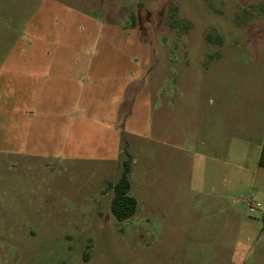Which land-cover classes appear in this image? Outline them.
<instances>
[{
  "label": "rangeland",
  "instance_id": "374dc122",
  "mask_svg": "<svg viewBox=\"0 0 264 264\" xmlns=\"http://www.w3.org/2000/svg\"><path fill=\"white\" fill-rule=\"evenodd\" d=\"M41 30L86 61L110 60L127 107L117 162L15 141L28 81L11 64ZM225 100L239 119L264 113V0H0V264H264V116L242 146L229 107V138L214 150L208 116ZM125 151L138 210L120 221L111 184ZM247 199L263 208L251 213Z\"/></svg>",
  "mask_w": 264,
  "mask_h": 264
},
{
  "label": "crops",
  "instance_id": "0c3cea01",
  "mask_svg": "<svg viewBox=\"0 0 264 264\" xmlns=\"http://www.w3.org/2000/svg\"><path fill=\"white\" fill-rule=\"evenodd\" d=\"M81 30L88 31L84 27ZM86 33L91 36L90 31ZM49 37L42 30L30 33V42L22 49V52H29V58L11 64L17 68L14 73L28 81V88L20 84L16 89L17 92L22 90L21 96H25L27 102L21 101L16 110L15 141L34 155L55 148V151L59 150L58 157H92L89 159L102 164L117 162V153L123 151L122 144L117 142L118 131H126L124 126L118 129L117 117L118 114L125 116L127 107L125 101L118 106L117 75L108 69L110 60L86 61L74 53L78 47H64L62 38L51 43ZM85 38L83 35L80 42H85ZM226 102L219 116H208L207 143L214 150H223L224 142L229 138L227 117L231 107L235 109L232 112L234 120L243 124L241 128L234 127L237 143L251 145L253 133L260 129V116L264 113L258 110L256 118L239 119L241 112L236 111L235 101ZM214 103L212 99L211 104ZM44 124H53L54 133L50 138L40 140L36 134ZM259 142L258 160L264 145V123ZM209 158L215 160L216 157L210 155Z\"/></svg>",
  "mask_w": 264,
  "mask_h": 264
},
{
  "label": "trees",
  "instance_id": "16d2710c",
  "mask_svg": "<svg viewBox=\"0 0 264 264\" xmlns=\"http://www.w3.org/2000/svg\"><path fill=\"white\" fill-rule=\"evenodd\" d=\"M126 154L127 158L123 161L121 177L116 183L111 184V188L114 190L111 211L115 218L120 221L132 217L138 210V201L130 194L133 158L128 152ZM259 165L264 166V145L259 158ZM86 256L88 257V254Z\"/></svg>",
  "mask_w": 264,
  "mask_h": 264
},
{
  "label": "built area",
  "instance_id": "2783aa9c",
  "mask_svg": "<svg viewBox=\"0 0 264 264\" xmlns=\"http://www.w3.org/2000/svg\"><path fill=\"white\" fill-rule=\"evenodd\" d=\"M247 205H248V209L251 213H254L258 210H261L263 208V205L261 202L252 200V199H247ZM264 212V210H263Z\"/></svg>",
  "mask_w": 264,
  "mask_h": 264
}]
</instances>
